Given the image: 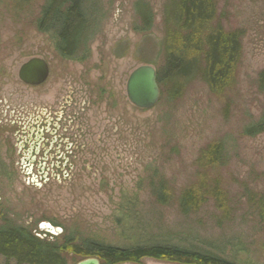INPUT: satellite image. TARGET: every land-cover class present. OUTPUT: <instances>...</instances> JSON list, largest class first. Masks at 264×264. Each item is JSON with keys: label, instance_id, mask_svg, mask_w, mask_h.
Instances as JSON below:
<instances>
[{"label": "rangeland", "instance_id": "1", "mask_svg": "<svg viewBox=\"0 0 264 264\" xmlns=\"http://www.w3.org/2000/svg\"><path fill=\"white\" fill-rule=\"evenodd\" d=\"M46 3L0 0V228L8 221L49 240L74 237L82 246L168 242L234 264H264V135L243 133L264 117V0H216L211 31L221 28L240 42L232 87L214 94L201 76L175 95L160 86L150 110L129 102L126 84L140 66L164 68L171 0H85L91 39L75 59L62 57L55 35L40 31ZM145 7L149 29L141 17ZM33 58L49 66L39 87L18 77ZM38 125L51 156L46 167L56 166L45 175L39 172L43 154L29 158ZM217 142L223 164L198 167ZM214 181L227 211L209 199L182 215L180 195ZM162 191L166 204L157 198ZM43 223L63 233L49 234ZM83 258L69 252L67 263ZM0 264L15 263L0 257Z\"/></svg>", "mask_w": 264, "mask_h": 264}, {"label": "trees", "instance_id": "2", "mask_svg": "<svg viewBox=\"0 0 264 264\" xmlns=\"http://www.w3.org/2000/svg\"><path fill=\"white\" fill-rule=\"evenodd\" d=\"M84 2L47 0L43 8L39 29L55 35L57 50L66 59L77 58L91 39ZM145 8L146 13L142 12L141 17L149 29L151 13ZM170 10L168 24L174 29L168 31L165 43V66L157 72L159 87H170L171 95H175L196 76H201L214 94H221L232 87L240 59V42L236 34L225 33L221 28L211 31L210 25L217 13L216 0H171ZM263 82L264 73L260 76L262 86ZM243 133L249 137L264 135V117L248 125ZM223 155V145L217 142L200 156L197 166L218 167L225 161ZM204 188L201 183L199 189L194 187L180 195L178 204L182 215L198 212L209 199L215 201L222 212L227 211L219 181ZM156 194L159 202L166 204L165 193ZM259 215L264 219V203ZM75 241L74 237H64L62 242L56 238H41L27 228L6 221L0 228V257L15 264H68L67 255L72 252L83 259L98 258L105 264L139 263L144 258L182 264H234L212 251L194 246L182 248L168 242L120 248L95 241H87L83 246L75 245Z\"/></svg>", "mask_w": 264, "mask_h": 264}, {"label": "water", "instance_id": "3", "mask_svg": "<svg viewBox=\"0 0 264 264\" xmlns=\"http://www.w3.org/2000/svg\"><path fill=\"white\" fill-rule=\"evenodd\" d=\"M48 77L49 66L45 60L39 58L29 60L19 71L20 80L29 86L41 85ZM126 94L129 102L136 108L141 110L154 108L161 97L156 69L149 65L135 69L127 80ZM40 227L52 235L63 233L61 228H54L51 224L43 223ZM77 264H100V261L97 258H88Z\"/></svg>", "mask_w": 264, "mask_h": 264}, {"label": "flooded vegetation", "instance_id": "4", "mask_svg": "<svg viewBox=\"0 0 264 264\" xmlns=\"http://www.w3.org/2000/svg\"><path fill=\"white\" fill-rule=\"evenodd\" d=\"M24 65V64H23ZM22 65V66H23ZM21 68V67H20ZM20 71V69H19ZM50 72V71H49ZM18 77H19V72H18ZM20 79V78H19ZM45 83V82H44ZM43 83V84H44ZM41 84V85H43ZM41 85H38V86H35V87H39ZM37 127H39L38 131L36 132V142L34 143V147L33 148V151L29 154V158H30V161L31 162H34L36 159H37V156L42 153L43 154V162L40 163V168H39V172L43 173L44 175L45 174H49L50 171L54 170L56 166H53L52 169L47 168L46 167V162L47 160H49L51 158L50 156V151H49V148L47 149L46 148V145H45V142H46V139L44 136H42V133L45 131V130H42V127L40 125H38ZM48 125L46 126V129H47ZM41 142L43 144H41ZM52 144V143H51ZM50 147V146H49ZM38 154V155H36ZM34 155V156H33ZM39 157V156H38ZM59 157V156H58ZM98 259V258H97ZM100 261V260H99ZM100 264H105V263H101L100 261ZM122 264H125V263H122Z\"/></svg>", "mask_w": 264, "mask_h": 264}]
</instances>
